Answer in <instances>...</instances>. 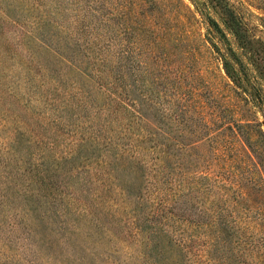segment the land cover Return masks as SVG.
Segmentation results:
<instances>
[{
    "label": "rangeland",
    "instance_id": "374dc122",
    "mask_svg": "<svg viewBox=\"0 0 264 264\" xmlns=\"http://www.w3.org/2000/svg\"><path fill=\"white\" fill-rule=\"evenodd\" d=\"M204 35L190 0H0V264H264V118Z\"/></svg>",
    "mask_w": 264,
    "mask_h": 264
},
{
    "label": "trees",
    "instance_id": "16d2710c",
    "mask_svg": "<svg viewBox=\"0 0 264 264\" xmlns=\"http://www.w3.org/2000/svg\"><path fill=\"white\" fill-rule=\"evenodd\" d=\"M194 10L198 13L205 26V39L220 61L221 67L230 79L235 92L241 99L260 113L264 118V17H258L259 22L253 21L245 7L233 0H190ZM134 45H139V34L133 37ZM125 58L136 57L139 52L134 48L125 49ZM71 70L84 72L81 68L72 65ZM96 89H103V85L95 82ZM194 88V87H193ZM139 112L138 110H134ZM136 119L139 117L134 116ZM259 134L264 141L263 123L257 122ZM235 126L251 129L250 123H235ZM197 134L198 133L197 131ZM169 137L168 133L161 134ZM151 140L155 156L154 167H170L171 151L165 146H160L155 139V134L141 135L139 150L142 144ZM145 142V143H143ZM182 150L185 147L177 146ZM169 174V171L167 175ZM248 197V192L243 191ZM264 195V184L260 183L255 189V196ZM257 209H262V204L256 201Z\"/></svg>",
    "mask_w": 264,
    "mask_h": 264
}]
</instances>
